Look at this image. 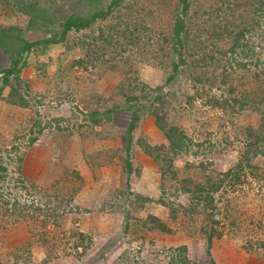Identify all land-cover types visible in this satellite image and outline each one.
Instances as JSON below:
<instances>
[{"label":"rangeland","instance_id":"374dc122","mask_svg":"<svg viewBox=\"0 0 264 264\" xmlns=\"http://www.w3.org/2000/svg\"><path fill=\"white\" fill-rule=\"evenodd\" d=\"M189 1L185 55L197 38L206 39V30L225 24L223 3L231 2ZM25 2L42 15L37 24L22 13ZM110 2L0 0V30L33 43L15 63L16 52L0 46V166L6 169L0 179V264H170L166 252L180 245L195 262L264 264V155H245L244 133L258 126L259 115L246 108L227 117L209 102L219 89L206 78L193 81L216 68L233 71L239 89L264 84V24L241 42L250 47L256 41L251 56L241 55L243 46L229 53L234 39L226 32L213 46L206 41L224 54L215 50L204 69L181 65L175 75L171 26L178 0H120L112 14L89 26L64 29L68 18L102 16L99 9ZM248 2L233 5L235 15L243 14L229 31L241 29L252 10ZM47 17L53 21L46 26ZM102 28L110 35L101 37ZM163 34L169 35L165 41ZM241 61L248 65L237 67ZM9 68L16 72L6 81L2 71ZM142 92L160 95L154 105L163 125L191 138L183 149L169 145ZM133 96L140 100L128 107ZM139 105L145 106L136 113L127 146L125 133ZM150 147H160L158 161L155 149L152 157L146 154ZM241 160L242 176L231 184L227 172ZM213 177L223 183L209 192ZM185 179L188 187L203 184L199 199L195 187L194 196L182 191ZM161 197L180 210L177 220ZM148 214L170 231L147 229Z\"/></svg>","mask_w":264,"mask_h":264},{"label":"trees","instance_id":"16d2710c","mask_svg":"<svg viewBox=\"0 0 264 264\" xmlns=\"http://www.w3.org/2000/svg\"><path fill=\"white\" fill-rule=\"evenodd\" d=\"M92 1H95V0H92ZM119 1L120 0H111L108 6H106L105 8L99 9L103 14L102 16H99V13H91V16L85 19L81 17H77V18L71 17V19L68 18L69 20L67 19V21L65 20V22L63 23L64 29L71 27L73 25L78 30L89 26L92 22L97 20L98 17L102 19L104 15L106 14V12L108 14H112L114 11L113 7L117 5ZM246 1L245 0H231L232 3L230 2L227 5H225V3L222 2L223 7H224V14L222 15L221 18L222 19L224 18L225 24L221 28H216L215 30H210V31L206 30L204 32V34H207L205 35L206 39H202V37H200V33H197L196 36L200 37L196 39L197 48L194 45V49H192V51L188 55H185V54H182L181 49L183 48L182 41H185V36L187 34L185 28L187 26V15H188V11L190 9L191 4L189 0H178V2L181 4V7H180L179 12H177L178 14L175 17L174 23L171 26L172 28L171 36L174 38V42L172 44V51L174 50L178 54V56L176 57L178 59L177 62L174 61L172 63L173 74L176 75L179 73V66L181 65H187L188 69H189V66H193L194 69L200 68L198 66H202V68L204 69V66H206L207 63L211 62L213 55L215 54V50H217V53L224 54V52L220 51L216 47L212 49V48H208V46L209 47L211 45L213 46V44H215L214 38L223 37L224 36L223 34L226 32H229L228 33L229 36L232 35V38L234 39L233 44L231 45V47H229V53L236 50L237 46H243L240 51L241 55L251 56L254 53V51L250 54L248 53L252 50L251 48L252 45L250 44H253V42H256V41H254L253 39V41L249 42V38L252 39V37L255 35L256 30H258L257 28L262 26V24H264V0H249V2L247 3V6H250V7L252 6V10H249V11L246 10V20L243 21V25L241 29H239L238 31H232V30L229 31V26H228L229 23H232V22L234 23V21L239 20L240 19L239 15L240 17H242V14H243V13H238L237 15H235L237 11H235V9L232 8L233 5L244 3ZM31 5H32L31 3L25 2L21 10H22V13L29 16L28 17L30 18L29 21L33 22L34 24H37L38 18H41L40 16L42 15H39V14L36 15L37 12L35 10V7L34 8L30 7ZM223 7H222V10H223ZM236 9L239 12V9L238 8ZM229 14L232 15L231 20H229L230 18H227ZM234 16L236 17L234 18ZM52 21L53 20L47 17L46 26L49 25ZM75 22H78V23L73 24ZM102 29L103 30L100 33L101 37L110 35L107 31L104 30V28ZM246 33L249 34V38L247 39V42H249L250 47H248V44L243 45L241 43L244 40ZM168 34H163V38H162L163 41H165L166 37L169 36ZM263 38L264 37L262 36V39ZM207 40L211 41V45H207L206 43ZM106 41L108 42V40ZM32 44L33 43L31 42L25 41L21 37L19 32L12 33L11 29L0 30V46H3L2 51L9 53L14 50L16 52V57H14L15 59H12L14 63L16 62V59L21 58L24 51L28 50ZM225 52L228 54L227 51ZM183 56L187 57V60ZM189 60H192L191 65L188 63ZM241 62H238L237 67H240V66L246 67L248 65L247 63H245L246 61H241ZM258 64H259V58H256V65ZM217 70L219 73L217 72ZM2 72L5 74L4 80L7 81L8 74H11L12 72H16V70H13V68H9V69H3ZM202 75L203 76L193 77V81L202 82L203 78L204 79L206 78V80H209L211 82V85H212L211 89L213 88L219 89L220 92L218 94V97H216V95H212L211 98L209 99V102L212 101V103L217 108H220L222 111H224V115H226L227 117H230L233 114H236L237 112H240L241 110H244L246 108L255 111L259 115L260 119H259L258 126L256 128L247 126L244 130L246 139L249 140L247 143L248 147H247V151L245 152V155L250 156V154H252L251 157H255L258 154L264 155V84L261 82H258L259 84L257 83V87H252L250 90H248L246 87H241L239 89V87H236L237 85H234L236 78L234 77L233 71H229L227 69L219 70V69L213 68L209 70V73L205 71L203 72ZM257 77L260 78V73L257 74ZM172 78L173 76L171 75L170 79L172 80ZM141 94H142L141 101H146L149 104H151V108H152L151 113L155 117L156 126L163 132L166 140L169 142V145H171V147L175 150L183 149L184 143L186 141H191V138H188L186 137L185 134L178 132L177 127L173 125L167 126V127L163 125L162 116L158 114V112L161 111L159 104L157 106L154 105L155 104L154 101L158 100L160 98V95L154 94L152 96L150 95L147 96V94L144 92H142ZM139 100H140V97H137V96L129 97L127 99V103H130L128 107H130L132 104H134V102H137ZM144 106L145 105H141V106L139 105L138 107H136L135 110H132L131 121L127 128V132L125 133V141H126L127 146L130 143V132L137 118L136 113L137 111H141L142 108H144ZM152 149H155L154 157H152V153H151ZM159 149L160 147L159 148L150 147V150L146 149L145 152L146 154L151 156L155 161H158L161 158ZM122 162H124L123 165L126 171L130 173V171H132L131 162L128 160V158L123 159ZM166 163L169 164V161H167ZM248 164L249 166H252L253 168H255L253 165H250V163ZM243 169L244 168H242V160H241L238 163L237 168L233 170H229L227 172V174H229V179L232 180L230 182L231 184L235 183L242 176L241 172ZM5 171L6 169L0 166V179L3 178ZM214 178H215V181L213 182L212 179ZM222 183H217V177H213L208 180L207 190H209V192L217 191L221 187ZM18 184L19 182L16 181L15 185H18ZM20 184H24V183L21 182ZM189 184L190 185L192 184L190 180H189ZM199 185L203 187L202 186L203 184H200V183H197L196 185L193 186L197 190L195 198H198V199L201 197V193L203 192L202 190L199 189L200 188ZM193 187L191 186L188 187L186 185V179L183 180V184L181 188L184 193L191 192L193 194L192 196H194L195 190H192ZM164 192H165V188L163 187L162 194H164ZM159 202L162 203V205L166 206V208L170 209L169 215H171V218L173 220H177L180 210H177V208H174L173 203L166 201L165 198L163 197L159 199ZM128 224L129 223L127 222L125 223V226H124L125 229L128 228L129 226ZM143 224L147 229H156V230H159L165 233L170 231L168 224L164 220L152 214L147 215L146 220H144ZM207 236H208L207 237V247H208L207 253L209 255L210 254L209 249L211 246L212 237L211 235H209V233ZM166 254L169 259L170 264H204V263L195 262L191 260L187 254V247L185 245H180V246L170 248L168 249ZM208 264H216V262L213 259H211Z\"/></svg>","mask_w":264,"mask_h":264}]
</instances>
